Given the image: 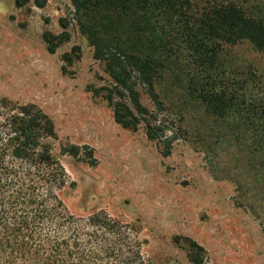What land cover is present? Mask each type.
Instances as JSON below:
<instances>
[{
	"label": "rangeland",
	"instance_id": "obj_1",
	"mask_svg": "<svg viewBox=\"0 0 264 264\" xmlns=\"http://www.w3.org/2000/svg\"><path fill=\"white\" fill-rule=\"evenodd\" d=\"M62 22L70 39L51 53L43 35L64 32ZM232 51V64L264 70V50L245 42ZM112 82L72 0H0V98L35 103L54 119L55 151L76 183L63 194L70 212L83 222L104 211L127 225L144 264H196L188 239L202 246L203 264H264V153L254 128L240 114L209 113L174 74L156 84L162 105L138 83L172 138L166 157L144 124L123 128L95 95Z\"/></svg>",
	"mask_w": 264,
	"mask_h": 264
},
{
	"label": "trees",
	"instance_id": "obj_2",
	"mask_svg": "<svg viewBox=\"0 0 264 264\" xmlns=\"http://www.w3.org/2000/svg\"><path fill=\"white\" fill-rule=\"evenodd\" d=\"M261 1L72 0L81 33L113 81L95 95L123 128L137 131L144 124L167 157L172 138L143 105L137 86L162 105L156 84L174 74L212 115L240 114L264 153V70L228 60L245 42L264 50ZM62 26L58 35H43L51 53L70 39L68 24ZM57 138L54 119L40 106L0 98V264H144L127 225L104 211L83 222L70 212L63 194L76 183L55 151ZM64 151L80 153L77 146ZM187 241L190 258L203 264L196 251L202 246Z\"/></svg>",
	"mask_w": 264,
	"mask_h": 264
}]
</instances>
